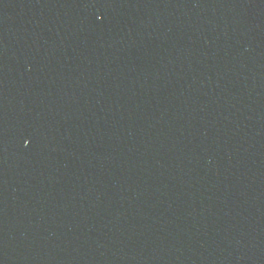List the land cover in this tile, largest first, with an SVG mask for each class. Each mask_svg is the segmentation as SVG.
Instances as JSON below:
<instances>
[{
    "label": "water",
    "instance_id": "water-1",
    "mask_svg": "<svg viewBox=\"0 0 264 264\" xmlns=\"http://www.w3.org/2000/svg\"><path fill=\"white\" fill-rule=\"evenodd\" d=\"M0 264H9L7 260V252L5 250V241L3 240V229H1V219H0Z\"/></svg>",
    "mask_w": 264,
    "mask_h": 264
}]
</instances>
